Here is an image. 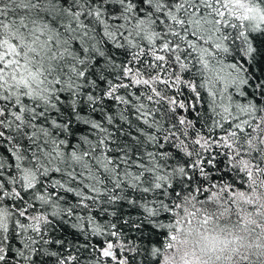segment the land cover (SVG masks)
Returning a JSON list of instances; mask_svg holds the SVG:
<instances>
[{
	"label": "snow or ice",
	"instance_id": "snow-or-ice-1",
	"mask_svg": "<svg viewBox=\"0 0 264 264\" xmlns=\"http://www.w3.org/2000/svg\"><path fill=\"white\" fill-rule=\"evenodd\" d=\"M264 264V0H0V264Z\"/></svg>",
	"mask_w": 264,
	"mask_h": 264
},
{
	"label": "clouds",
	"instance_id": "clouds-1",
	"mask_svg": "<svg viewBox=\"0 0 264 264\" xmlns=\"http://www.w3.org/2000/svg\"><path fill=\"white\" fill-rule=\"evenodd\" d=\"M223 236L219 229L209 225L206 230L195 226L178 235L173 251L167 253V264H205L206 256L220 247Z\"/></svg>",
	"mask_w": 264,
	"mask_h": 264
}]
</instances>
